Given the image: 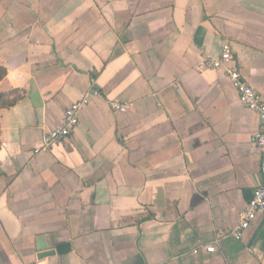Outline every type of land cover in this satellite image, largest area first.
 I'll return each mask as SVG.
<instances>
[{"label": "crops", "instance_id": "0c3cea01", "mask_svg": "<svg viewBox=\"0 0 264 264\" xmlns=\"http://www.w3.org/2000/svg\"><path fill=\"white\" fill-rule=\"evenodd\" d=\"M224 45L264 97V0H0V94L18 97L0 109V264H264V214L230 234L260 182L258 118L198 69Z\"/></svg>", "mask_w": 264, "mask_h": 264}, {"label": "built area", "instance_id": "2783aa9c", "mask_svg": "<svg viewBox=\"0 0 264 264\" xmlns=\"http://www.w3.org/2000/svg\"><path fill=\"white\" fill-rule=\"evenodd\" d=\"M234 55L228 45L222 47L217 58L206 57L198 63V69H220L229 79L232 87L237 93L238 101L242 107L256 114L258 118V130L254 135V146L260 155L259 176L260 182L252 193L245 210L241 214L239 225L230 233L235 240L241 239L242 235L250 228L259 214H264V97L256 93L241 77L234 64ZM94 80H92L93 83ZM99 97L96 90L84 95L64 112L61 124L45 133L42 139V147L45 150L53 144L63 142L74 131L78 124V114L87 104L89 98ZM109 108L115 113H125L128 110L127 103L111 101ZM214 246L207 247V253H213ZM196 253V252H194Z\"/></svg>", "mask_w": 264, "mask_h": 264}, {"label": "trees", "instance_id": "16d2710c", "mask_svg": "<svg viewBox=\"0 0 264 264\" xmlns=\"http://www.w3.org/2000/svg\"><path fill=\"white\" fill-rule=\"evenodd\" d=\"M5 69L0 67V81L5 77ZM18 100L15 91L0 94V109H6L12 107Z\"/></svg>", "mask_w": 264, "mask_h": 264}, {"label": "water", "instance_id": "95a60500", "mask_svg": "<svg viewBox=\"0 0 264 264\" xmlns=\"http://www.w3.org/2000/svg\"><path fill=\"white\" fill-rule=\"evenodd\" d=\"M54 251L49 250V251H44L43 253L40 254L41 257H48V256H53Z\"/></svg>", "mask_w": 264, "mask_h": 264}]
</instances>
